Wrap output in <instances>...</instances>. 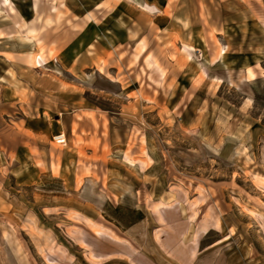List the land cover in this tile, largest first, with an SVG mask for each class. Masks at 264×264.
Here are the masks:
<instances>
[{
	"label": "rangeland",
	"instance_id": "rangeland-1",
	"mask_svg": "<svg viewBox=\"0 0 264 264\" xmlns=\"http://www.w3.org/2000/svg\"><path fill=\"white\" fill-rule=\"evenodd\" d=\"M0 264H264V0H0Z\"/></svg>",
	"mask_w": 264,
	"mask_h": 264
},
{
	"label": "built area",
	"instance_id": "built-area-1",
	"mask_svg": "<svg viewBox=\"0 0 264 264\" xmlns=\"http://www.w3.org/2000/svg\"><path fill=\"white\" fill-rule=\"evenodd\" d=\"M58 141L61 142V143H63L62 136H59Z\"/></svg>",
	"mask_w": 264,
	"mask_h": 264
},
{
	"label": "bare ground",
	"instance_id": "bare-ground-1",
	"mask_svg": "<svg viewBox=\"0 0 264 264\" xmlns=\"http://www.w3.org/2000/svg\"><path fill=\"white\" fill-rule=\"evenodd\" d=\"M147 9V8H146Z\"/></svg>",
	"mask_w": 264,
	"mask_h": 264
}]
</instances>
